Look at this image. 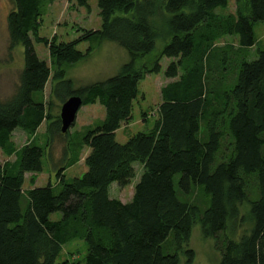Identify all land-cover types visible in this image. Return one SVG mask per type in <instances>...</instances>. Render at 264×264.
Returning a JSON list of instances; mask_svg holds the SVG:
<instances>
[{
	"label": "trees",
	"instance_id": "trees-1",
	"mask_svg": "<svg viewBox=\"0 0 264 264\" xmlns=\"http://www.w3.org/2000/svg\"><path fill=\"white\" fill-rule=\"evenodd\" d=\"M52 1L12 0L7 15L9 49L22 47L23 66L13 94L0 99V150L14 157L0 164V264H76L58 261L74 240L86 246L84 264H179L181 253L192 264L195 224L213 240L218 264H264V47L254 33L264 23V0H234V12L221 14L230 0H96L100 29L69 42L39 35ZM67 1L89 8L88 0ZM226 37L237 45L218 46ZM102 41L124 49L127 62L75 88L66 68ZM83 42H91L84 53L76 50ZM34 43L47 48L49 62ZM163 59L171 81L160 89L153 126L117 142L139 83L159 74ZM49 81L51 101L76 96L105 114L76 139L64 133L62 159L75 165L87 149L86 171L66 179L62 167L38 187L49 148L63 134L45 100ZM16 129L29 138L18 149ZM135 163L142 171L131 200L110 198L111 184L124 188L135 177Z\"/></svg>",
	"mask_w": 264,
	"mask_h": 264
},
{
	"label": "rangeland",
	"instance_id": "rangeland-1",
	"mask_svg": "<svg viewBox=\"0 0 264 264\" xmlns=\"http://www.w3.org/2000/svg\"><path fill=\"white\" fill-rule=\"evenodd\" d=\"M89 8L78 7L74 2L67 0H53L48 6L44 16L40 21L39 35L47 39L53 36L59 42H69L76 39L83 32L100 29L101 21L98 15V8L96 0H88ZM12 8V0H0V99L5 100L9 98L15 88L17 87L20 72L23 66V49L21 46H16L9 49L10 40L7 29V15ZM234 0H230L226 9L218 8L217 13L234 12ZM254 33L258 44L264 47V23H256L254 25ZM91 42H83L76 46V50L85 52L90 46ZM226 44L237 45L236 39L226 37L221 39L217 45L223 46ZM34 49L38 57L49 62L47 48L40 44L34 43ZM161 49V44L156 43V49L153 55L148 59L153 60L154 56ZM95 51L92 52L86 59L76 65L66 68L67 77L70 78L75 88L85 86L89 83L103 81L115 74H117L121 65L128 60V54L124 49L117 44L102 41L95 46ZM251 55L254 54V49H251ZM168 63V60L163 59L161 62L162 70L159 74L147 75L138 85V97L134 101L132 120L128 125H122L119 129L116 140L119 143H125L128 136L137 132H147L154 124L157 118V109L160 104V89L170 82L163 75V71ZM51 81L46 85L44 96L46 103L51 101L50 89ZM62 104L56 100L51 101L50 113L57 116L60 113ZM104 108L98 103L94 105L82 106L77 115L74 125L69 129L71 138L76 139L77 133H82L85 128L94 126L104 117ZM127 130V131H124ZM45 123L39 128L38 136L46 135ZM62 134L57 136L52 142L48 161H44V171L37 176L36 186H45L49 181H55L56 172L64 167V176L66 179L80 177L85 171L86 167L83 163V158L88 150L84 149L80 155V161L75 165L68 166L70 156L62 159L64 149L66 147L67 136ZM12 142L18 149L28 143L29 138L21 130L16 129L12 134ZM14 157L5 156L0 150V164L5 162H12ZM136 175L131 179L130 183L124 188L119 187L116 183L111 184L108 193L109 197L118 199L121 202H128L131 200L134 186L138 182L141 175V166L139 163L134 165ZM30 174L25 176L24 189L29 188ZM194 196L190 197L193 200ZM59 214L52 215V219H58ZM187 249L193 252L192 264H218L219 254L214 249L213 240L205 237L198 224L192 227L190 240ZM86 253V246L83 241L74 240L66 244L58 259L60 263H76L84 264V257ZM179 264H186V257L184 253L179 256Z\"/></svg>",
	"mask_w": 264,
	"mask_h": 264
},
{
	"label": "water",
	"instance_id": "water-1",
	"mask_svg": "<svg viewBox=\"0 0 264 264\" xmlns=\"http://www.w3.org/2000/svg\"><path fill=\"white\" fill-rule=\"evenodd\" d=\"M82 107V102L79 97L72 96L68 98L61 106L59 118L61 123V133H66L74 124L76 115Z\"/></svg>",
	"mask_w": 264,
	"mask_h": 264
},
{
	"label": "crops",
	"instance_id": "crops-1",
	"mask_svg": "<svg viewBox=\"0 0 264 264\" xmlns=\"http://www.w3.org/2000/svg\"><path fill=\"white\" fill-rule=\"evenodd\" d=\"M101 120H102V119H101ZM128 124H129V123H128ZM128 124H126V125H128ZM124 125H125V124H124ZM118 131H119V130L116 131V135H117ZM124 131H126V130H124Z\"/></svg>",
	"mask_w": 264,
	"mask_h": 264
}]
</instances>
